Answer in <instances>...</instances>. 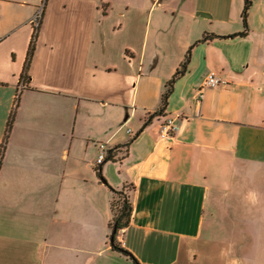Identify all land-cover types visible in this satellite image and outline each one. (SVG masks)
Returning <instances> with one entry per match:
<instances>
[{
  "label": "crops",
  "instance_id": "0c3cea01",
  "mask_svg": "<svg viewBox=\"0 0 264 264\" xmlns=\"http://www.w3.org/2000/svg\"><path fill=\"white\" fill-rule=\"evenodd\" d=\"M251 1L236 36L245 0H46L24 77L39 0H0V264H135L110 243L113 189L133 207L115 241L140 264H264ZM211 71L228 83L198 102ZM100 142L114 159L96 164Z\"/></svg>",
  "mask_w": 264,
  "mask_h": 264
},
{
  "label": "trees",
  "instance_id": "16d2710c",
  "mask_svg": "<svg viewBox=\"0 0 264 264\" xmlns=\"http://www.w3.org/2000/svg\"><path fill=\"white\" fill-rule=\"evenodd\" d=\"M45 4H46V0H45ZM250 5H252V1L251 0H245V4L243 7V11H242V18H243L242 22H243L244 30L237 33V34L235 33L234 35H236V36L245 35L248 31L247 20H248V11H249ZM36 36H37V32L35 31L33 34V37H32L31 45L28 48L27 60L24 64V74H23L24 77L28 76L27 73H28L29 63L31 62L33 51H34ZM209 38H210L209 35H203V37L199 41H203V40L206 41ZM188 55H189V53L186 55L185 60L177 68L173 78L170 79L166 83V90L163 92V95L161 97V102H162L161 104L162 105H161L159 112H163V110L167 106L168 98L170 97V94L172 93L174 82L176 81V79L179 76H181L186 71V66H188V60H189ZM10 124L11 123H9V125ZM111 159H114V154H113L112 150L109 151V156H108L107 160H111ZM99 173H100L99 176L102 179H104L102 177V173H101L100 169H99ZM113 192L116 195V199L114 200L113 207H112L114 221H113V223H111L112 232H111V237H110V243L113 246V248L117 249L118 251H120L122 253H125V254L131 256L133 258L135 264H140L134 258V256H132V254L129 251L120 247L119 244H117L115 241L117 232L120 231L121 229H123L124 227H126L127 224H129L133 207H132V203H131L127 194H124L123 192H120V190L117 191L115 189H113ZM115 228H116V232H114ZM112 238H114V239L111 240Z\"/></svg>",
  "mask_w": 264,
  "mask_h": 264
},
{
  "label": "built area",
  "instance_id": "2783aa9c",
  "mask_svg": "<svg viewBox=\"0 0 264 264\" xmlns=\"http://www.w3.org/2000/svg\"><path fill=\"white\" fill-rule=\"evenodd\" d=\"M44 6H45V0L42 2V6L40 7L38 14L35 15V17L31 20V24L34 28V32L38 30L40 27L41 23V18L42 14L44 12ZM228 81L225 78L220 77L216 72L211 71L209 72L203 82L200 84L199 89H198V102H201L202 99L205 97V90L207 88H212L216 86H223L226 85ZM25 86V82L23 81V87ZM177 130V126L175 124V118L170 117V115L165 119L163 124L161 125L160 129V137L165 138V137H173L175 131ZM128 133H130V129L128 128L126 130ZM108 143L107 142H100L98 143V148H99V155L98 158L96 159V164L102 163L105 159L108 158L109 156V151H108Z\"/></svg>",
  "mask_w": 264,
  "mask_h": 264
},
{
  "label": "rangeland",
  "instance_id": "374dc122",
  "mask_svg": "<svg viewBox=\"0 0 264 264\" xmlns=\"http://www.w3.org/2000/svg\"><path fill=\"white\" fill-rule=\"evenodd\" d=\"M42 2H43V0H39L38 7H37L35 13L32 16V19L35 17L36 14H38V11H39L40 7L42 6Z\"/></svg>",
  "mask_w": 264,
  "mask_h": 264
},
{
  "label": "water",
  "instance_id": "95a60500",
  "mask_svg": "<svg viewBox=\"0 0 264 264\" xmlns=\"http://www.w3.org/2000/svg\"><path fill=\"white\" fill-rule=\"evenodd\" d=\"M114 232H116V228L114 229ZM114 238H112L111 240H113Z\"/></svg>",
  "mask_w": 264,
  "mask_h": 264
}]
</instances>
